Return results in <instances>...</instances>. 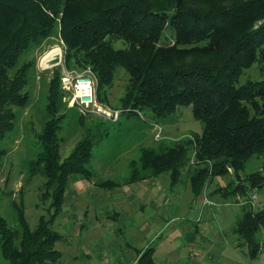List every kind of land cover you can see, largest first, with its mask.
Instances as JSON below:
<instances>
[{
    "label": "trees",
    "instance_id": "1",
    "mask_svg": "<svg viewBox=\"0 0 264 264\" xmlns=\"http://www.w3.org/2000/svg\"><path fill=\"white\" fill-rule=\"evenodd\" d=\"M167 30L172 42L162 44ZM56 35L69 58L93 72L98 94L112 84L119 67L128 72L122 109L150 111L161 120L191 107L203 123L194 141L188 138L159 151L144 148L129 183L167 172L174 179L195 155L191 187L196 195L210 178L230 175L220 191L226 201L241 204L264 189V77L255 80L247 73L255 64L264 72V0H0V144L16 120L11 108L27 101L23 90L32 63L21 60ZM114 39L124 47L116 49ZM60 85L59 72L51 82L46 131L58 121L53 99ZM55 133H44L47 146L55 143ZM94 146L87 136L62 163L55 154L46 158L51 207L57 213L50 208V218L42 217L33 231L26 228L19 250L2 226L3 252L11 264L61 262L62 252L55 247L61 235L51 217L61 212L72 178L90 179L86 166ZM3 156L0 147V162ZM255 160L262 164L253 168ZM241 205L243 215L232 231L256 256L262 248L264 207ZM138 264H154L150 251Z\"/></svg>",
    "mask_w": 264,
    "mask_h": 264
},
{
    "label": "rangeland",
    "instance_id": "2",
    "mask_svg": "<svg viewBox=\"0 0 264 264\" xmlns=\"http://www.w3.org/2000/svg\"><path fill=\"white\" fill-rule=\"evenodd\" d=\"M165 35L168 39L162 40V44L171 43V32L167 30ZM112 45L116 49L124 47L116 39ZM54 47L61 48L62 62L44 67L41 60ZM25 62L32 63L29 81L23 90L27 101L22 107L11 108L16 120L0 144L4 152L0 162V264H11L3 252L2 226L11 232L14 246L19 250L26 228L33 231L42 217L50 218V208L57 213L51 207L54 193L47 176L46 158L55 154L62 163L87 136L95 142L86 166L91 177L74 178L79 183L76 191L71 189L70 181L59 207L61 212L51 217L61 235L55 244L62 252L59 264H133L137 250L149 247L155 249L156 264H264V231L262 248L256 256L250 254L232 231L238 217L243 215V207L226 201L220 191L233 175L210 178L203 193L196 195L192 191L191 176L198 164L191 158L174 179L167 172L151 181L128 184L134 162L141 166L144 148L159 151L158 147L201 135L203 123L194 118L191 107L178 108L172 117L161 120H155L150 111L139 114L129 109L113 122L83 115L71 105L70 93L60 85L58 99H53L54 119L58 121L46 131L54 77L59 72L62 75L66 71L85 69L69 58L67 47L57 35L21 60V64ZM247 73L255 80L264 77L258 64ZM129 86L128 72L119 67L112 84L97 92L98 98L115 107H126L123 99ZM154 121L163 128L159 139L155 137ZM52 129L56 132L55 143L47 146L44 133H51ZM101 130H107L108 135H98ZM261 164L262 160H255L252 167ZM171 179L178 182L174 188L170 186ZM107 181L114 186L128 182L131 189L139 188V194L134 199L122 194L115 201V195L123 190L97 187ZM80 188L84 190L77 191ZM253 193L257 195V206L264 207V189ZM206 241L211 245L202 248Z\"/></svg>",
    "mask_w": 264,
    "mask_h": 264
},
{
    "label": "built area",
    "instance_id": "3",
    "mask_svg": "<svg viewBox=\"0 0 264 264\" xmlns=\"http://www.w3.org/2000/svg\"><path fill=\"white\" fill-rule=\"evenodd\" d=\"M58 59V63H61L62 56L60 55ZM49 66L50 65L47 67ZM96 84L95 75L90 69H86L83 72L70 70L61 75V85L67 92L70 93L72 106H75L83 115H95L117 122L120 119L122 112L128 110L100 101L97 96ZM152 126L157 132L155 137L157 139L161 138L163 131L162 125L159 122L154 121L152 122ZM192 159H195V155L192 156ZM241 204H249L253 207H257L256 193H252L251 197L248 200L242 201Z\"/></svg>",
    "mask_w": 264,
    "mask_h": 264
},
{
    "label": "crops",
    "instance_id": "4",
    "mask_svg": "<svg viewBox=\"0 0 264 264\" xmlns=\"http://www.w3.org/2000/svg\"><path fill=\"white\" fill-rule=\"evenodd\" d=\"M162 174H160V176H161ZM157 177L156 176H154V177H150V178H147V179H144V180H141V181H138L137 183H139V182H146V181H151V180H153V179H156ZM170 178H172V177H170ZM75 180V179H74ZM71 181H72V183H71V189H75V187L77 188V186H78V184L79 183H76L77 181H73V178L71 179ZM124 183V182H123ZM127 183L128 182H125V184L123 185V186H119V184H117L116 186H114V187H109V186H106V187H101V186H99V185H97V187L98 188H102V189H108V190H111V189H122L123 191L122 192H120V193H117L116 191H115V193H117L116 195H115V201L118 199V197L119 196H122V194L124 195V197H128V198H130V199H134V198H137V194H139V191H137V190H139V188H137V189H131L129 186H127ZM178 183V182H177ZM177 183H174L173 182V180L171 179V184H170V186H171V188H174V187H176L177 186ZM77 184V185H76ZM128 184H130V183H128ZM73 185V186H72ZM69 187H70V185H69ZM79 190H84V189H82V188H80V189H77V191H79ZM75 191H76V189H75ZM138 198H139V196H138ZM215 241V240H214ZM214 243H216V242H214ZM207 244H209V245H211V243H209L208 241H206L205 243H204V245H202L201 247L202 248H204V246L205 245H207ZM150 250V253H151V261L154 263V264H156V262H155V259H154V256H153V253H155V249L154 248H151V247H149V248H147V249H144V250H137L138 251V254H136L137 256L135 257V259H134V263L133 264H138V262L141 260V258L146 254L145 253V251H149ZM137 253V252H136ZM195 259V258H194ZM199 264V263H198Z\"/></svg>",
    "mask_w": 264,
    "mask_h": 264
},
{
    "label": "bare ground",
    "instance_id": "5",
    "mask_svg": "<svg viewBox=\"0 0 264 264\" xmlns=\"http://www.w3.org/2000/svg\"><path fill=\"white\" fill-rule=\"evenodd\" d=\"M61 48L54 47L51 51L47 52L45 56L41 60V64L45 67L48 65H51L54 60L58 59L60 57Z\"/></svg>",
    "mask_w": 264,
    "mask_h": 264
},
{
    "label": "water",
    "instance_id": "6",
    "mask_svg": "<svg viewBox=\"0 0 264 264\" xmlns=\"http://www.w3.org/2000/svg\"><path fill=\"white\" fill-rule=\"evenodd\" d=\"M55 62H57V63H58V62H59V59H56V60L54 61V63H55Z\"/></svg>",
    "mask_w": 264,
    "mask_h": 264
}]
</instances>
